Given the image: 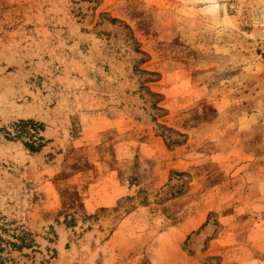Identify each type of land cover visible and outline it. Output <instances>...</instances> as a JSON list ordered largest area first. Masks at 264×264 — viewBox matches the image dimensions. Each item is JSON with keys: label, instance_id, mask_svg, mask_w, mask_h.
<instances>
[{"label": "rangeland", "instance_id": "obj_1", "mask_svg": "<svg viewBox=\"0 0 264 264\" xmlns=\"http://www.w3.org/2000/svg\"><path fill=\"white\" fill-rule=\"evenodd\" d=\"M0 264H264V0H0Z\"/></svg>", "mask_w": 264, "mask_h": 264}, {"label": "trees", "instance_id": "obj_2", "mask_svg": "<svg viewBox=\"0 0 264 264\" xmlns=\"http://www.w3.org/2000/svg\"><path fill=\"white\" fill-rule=\"evenodd\" d=\"M41 124L35 122L34 120H22L19 124H17V134L15 137L17 138H25L29 137L25 140V145L33 150L37 151L44 145L42 141L44 137L40 135ZM34 131V132H31Z\"/></svg>", "mask_w": 264, "mask_h": 264}]
</instances>
